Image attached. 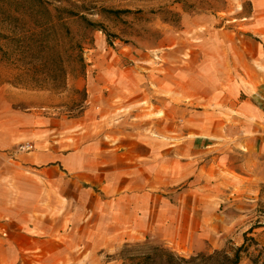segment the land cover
I'll return each mask as SVG.
<instances>
[{"label":"rangeland","instance_id":"obj_1","mask_svg":"<svg viewBox=\"0 0 264 264\" xmlns=\"http://www.w3.org/2000/svg\"><path fill=\"white\" fill-rule=\"evenodd\" d=\"M28 1L0 0V6ZM49 2L50 7L63 9L65 23L76 43L73 51L68 36L62 37L59 44L61 58H57L61 69L49 75V68L41 64L38 55L30 54L20 59L18 38L8 44L0 39V238L3 239L0 264H90L95 253L88 250V245L95 238L93 231L97 222L101 225L105 223L98 215L102 209L105 212L109 209L108 203L113 199L109 192L110 185L75 187L70 182L74 178L71 179L64 166L53 167L58 151L64 152L68 147H77L98 136L93 128L92 133L86 134V127L78 123V118L83 117L87 110L89 115H99L101 107L106 109L116 122L103 123L105 126L98 131L107 144H113L118 149L123 140L148 143L153 139L154 144L155 140L161 139L168 144L188 146L191 139L178 137L175 133L167 140L160 138L159 120L165 117L166 108L185 118L184 109L199 107L192 106L187 98L179 100V110L166 104L163 101L166 96L161 95L155 83L156 76L161 73L191 72L192 53L201 44L195 32L198 25L201 28L208 24L195 22L199 17H211L216 28H222L226 21H231V24L225 25L226 28L238 29V19L249 13L251 8V0ZM109 10L132 12L111 14L107 12ZM68 11L79 13V16L83 15L100 26L92 28L81 17L68 18ZM1 20L0 32L8 33ZM33 24L30 19L16 22L12 35L19 37L26 32L29 46L34 47L36 38L33 36ZM133 68L151 75V101L148 95L144 98L142 91L134 95L128 90L124 80L127 81ZM46 76L48 80H44ZM120 80H123L125 88L119 85ZM84 84H89V87L82 90L76 88ZM178 123L190 126L187 120ZM169 124H174L173 128H176V121ZM111 126L119 130L120 138L112 139L110 133L104 138L108 131L106 127ZM231 153V161L239 164V154ZM211 156L196 154L183 160L191 161L197 157L204 166L203 176L207 178V163ZM139 161L146 165L153 162L146 159ZM217 168L221 169V164ZM144 174L150 176L147 170H144ZM192 182L189 180L173 186L151 184V189L147 191L175 203L180 197L191 194ZM125 183L120 181L118 186L119 191L125 190L121 192V210L128 212L130 206H137L142 199L125 198L129 193L128 188H124ZM244 188L240 186V181L233 182L230 199L217 201L213 205L201 203L200 211L210 214V219L200 216L199 220L202 226L200 232L206 242L202 251L181 254L160 237L147 235L136 237L135 241L119 243L116 252L103 251L98 254L104 263L137 264L134 257L145 256L157 248L189 259L201 253L238 247L244 242L246 232L259 223L264 224V185ZM117 190L118 187L113 193ZM226 192H230L228 188ZM152 204L155 206L156 202ZM22 235L49 238L64 249L56 252L50 246L46 251L18 250L10 244L13 238L22 248H34L31 239L23 240ZM250 236L264 243V227H256ZM242 264H250V260L246 258Z\"/></svg>","mask_w":264,"mask_h":264},{"label":"crops","instance_id":"obj_2","mask_svg":"<svg viewBox=\"0 0 264 264\" xmlns=\"http://www.w3.org/2000/svg\"><path fill=\"white\" fill-rule=\"evenodd\" d=\"M195 22L208 24L201 28L198 25L195 32L201 44L192 53L191 72L161 73L155 80L161 95L166 96L163 99L166 104L179 110V100L187 98L192 106L199 107L184 109L185 118L166 108L165 117L159 120L160 138L166 139L175 133L178 137L191 139L188 146L168 144L161 139L155 140L154 144L153 139L148 143L123 140L118 149L107 144L98 131L106 122H116L101 107L99 115H89L87 110L83 117L78 118V123L86 127V134L92 133V128L96 129V139L68 147L64 152L58 151L54 158L53 167L64 166L71 179L74 178L70 182L75 187L110 185L113 199L108 203V211L102 209L98 215L105 223L97 222L93 231L95 238L88 245V250L95 253L90 264H116L115 261L104 263L98 253L116 252L119 243L147 235L160 237L181 254L202 251L206 242L200 232L199 220L200 216L210 219V214L200 211L201 203L213 205L230 199L233 182L240 181L241 187L245 185L244 189L264 185V0H251L250 12L238 19L240 23L236 26L240 31L226 28L225 25L231 21H226L222 28H216L211 17H199ZM124 81L134 95L142 91L144 98L148 95L151 101V75L133 68ZM119 85L125 88L123 80ZM86 86L89 84L77 85L76 88L82 90ZM185 120L190 126L178 123ZM174 121L176 128L169 124ZM112 127H106L108 131L104 138H107V133L112 139L120 138L119 130ZM232 151L239 154V164L231 161ZM205 153L212 155L207 163V178L203 176L204 166L197 157L191 161L183 160ZM139 159L153 162L146 165ZM219 164L221 169L217 168ZM140 169L147 170L150 176L147 177ZM189 180L194 181L190 185L191 194L180 197L175 203L147 191L151 184L173 186ZM120 181L126 182L124 188H128L125 198L142 199L137 206H130L128 212L121 210V192L125 190L119 191ZM117 187V192L113 193ZM227 188L230 192H226ZM22 236L23 240L31 239L34 248H22L13 238L10 244L18 250L46 251L50 246L56 252L64 249L49 238ZM2 241L0 238V252Z\"/></svg>","mask_w":264,"mask_h":264},{"label":"trees","instance_id":"obj_3","mask_svg":"<svg viewBox=\"0 0 264 264\" xmlns=\"http://www.w3.org/2000/svg\"><path fill=\"white\" fill-rule=\"evenodd\" d=\"M63 12V9L50 7L49 0H29L28 3L8 5L7 7L0 6L1 24L8 31V33L0 32V39L5 41V44H8L18 38L20 59L30 54H33V56L35 54L38 55L41 59V64L49 68L50 71L47 74L50 75L62 68V65L57 62V58H61L59 44L62 37L65 35L68 36L72 50L74 51L76 49V43L71 36V31L67 23H65V15ZM107 12L111 14H125L131 13L132 11L109 10ZM67 14L68 18L81 17L92 28L100 26L97 23L88 21L83 15L79 16V13L68 11ZM24 19H30L34 23L33 36L36 38V43L33 44L34 47L29 46L30 41L26 32H23L19 37L12 35L16 28V22H22ZM5 53L7 52L5 51ZM48 79L49 77L46 76L44 80ZM256 227H264V224L259 223L246 232L244 234V242L238 247L231 246L221 250H214L208 254L201 253L189 259L179 256L170 250L157 248L150 254L136 256L134 259L138 262L137 264H242L243 260L248 258L250 264H264V243L258 238L250 236ZM252 247L254 248L253 253H251Z\"/></svg>","mask_w":264,"mask_h":264}]
</instances>
